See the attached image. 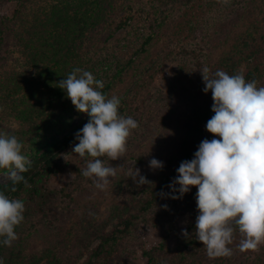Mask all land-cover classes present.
<instances>
[{
	"label": "trees",
	"instance_id": "1",
	"mask_svg": "<svg viewBox=\"0 0 264 264\" xmlns=\"http://www.w3.org/2000/svg\"><path fill=\"white\" fill-rule=\"evenodd\" d=\"M8 1H13L15 6L10 16L0 15V50L6 38H11L22 57L23 69L0 70V106L10 111L13 118L23 125L21 130L6 134L14 135L22 143V154L29 159L45 148L42 157L32 162L28 172L22 173L28 181L27 186L21 183L17 185L16 192H6L10 198L20 199L25 204L24 221L15 229L17 233L35 212L45 209L53 199L54 192L48 187V182L63 169L61 161L53 163V153L75 146L78 143L75 134L89 120L87 115L79 126L57 137L74 117L82 114L58 83L73 69L84 70L83 66L89 60L86 49L95 47L94 34L101 32L108 16L128 0H0V4ZM146 1L154 7L156 26L152 29L155 35L165 33L175 44L202 50L200 69L208 67L212 73L223 70L229 75L242 73L246 81L255 80L258 87L264 86V0H230L227 4L223 0ZM247 15H251L248 20L245 18ZM200 69V78L195 84L201 95L197 102L196 91L190 88L191 81L186 78L185 88H181L180 96L186 94L192 99L188 103L190 107L185 110L187 114L179 122L182 127L177 140L179 152L172 158L168 175L167 166L166 171L163 170L162 174L166 173L167 177L164 176L162 184L177 177L176 170L181 162L194 158L202 140L219 138L206 130L207 121L214 115L213 100L212 95H208L210 91H203L205 85ZM92 74L96 79H102L98 74ZM107 89L105 85L101 91L106 95ZM69 111L74 112L70 114ZM119 112L125 116L122 101ZM72 150L70 154L76 162H86ZM10 186L11 180L0 185V191ZM196 193L197 188L192 187L184 194L188 237L183 235L171 248L163 242L148 249L140 247L145 263L235 264L244 259L241 264H264V252L255 254L250 260L244 258L247 252L239 249L242 236L238 230L229 245L231 256L215 259L207 256L206 248L195 234L198 215ZM99 238L102 242L101 256L96 264H127L125 255L116 256L115 262H112L111 255L118 249L120 241L125 240L126 244L135 241L136 237L128 225L123 231H113ZM0 258L4 264H68L50 250L28 257L16 245H0Z\"/></svg>",
	"mask_w": 264,
	"mask_h": 264
},
{
	"label": "rangeland",
	"instance_id": "2",
	"mask_svg": "<svg viewBox=\"0 0 264 264\" xmlns=\"http://www.w3.org/2000/svg\"><path fill=\"white\" fill-rule=\"evenodd\" d=\"M14 6L13 1L0 4V15L10 16ZM153 10L146 0L126 1L108 16L101 32L94 34L93 50L86 49L89 60L84 70L102 78L108 86L106 96L119 97L125 105V117L135 119L139 127L129 137L123 158L116 161L103 158L117 172L105 190L97 189L92 179L82 175L86 162H76L71 156L74 145L53 153V163L61 161L63 168L48 182L53 199L23 224L17 232L18 239L12 243L28 257L50 250L63 263L96 264L101 256L99 236L123 231L128 225L136 239L127 244L120 241L111 255L112 262L123 254L127 264H146L140 247L148 249L163 242L171 248L183 236L188 222L184 196L171 199L172 182L162 184V180L168 175L173 156L179 152L177 140L182 129L179 122L187 114L185 110L192 99L186 94L181 97V88H185L186 78L191 81L197 102L200 94L195 84L200 78L199 59L204 52L175 44L165 33L155 35ZM250 16L245 18L248 20ZM0 65L1 71L23 69L22 57L11 38H6L0 50ZM86 116L82 113L74 117L57 137L79 126ZM22 125L0 106V133L19 131ZM44 151L45 148L30 160H39ZM153 158L163 162L162 169L149 168ZM166 166L167 175L162 174ZM134 168H139L152 184H135L128 174ZM9 180L7 171H0V185ZM161 192L166 195L161 196ZM261 252L264 244L256 251H247L244 258L250 260Z\"/></svg>",
	"mask_w": 264,
	"mask_h": 264
},
{
	"label": "clouds",
	"instance_id": "3",
	"mask_svg": "<svg viewBox=\"0 0 264 264\" xmlns=\"http://www.w3.org/2000/svg\"><path fill=\"white\" fill-rule=\"evenodd\" d=\"M200 71L203 91H210L213 100L214 115L206 130L219 138L202 140L194 158L181 162L169 187L171 199H181L192 187L197 188L196 239L206 248L207 256L215 259L232 255L229 245L237 230L242 236L241 252L256 251L264 244V86L246 81L242 73H212L208 67ZM104 86L102 80L81 68L73 69L58 83L75 109L89 116L75 134L78 143L72 153L86 159L82 175L100 190L117 174L103 158H123L129 137L139 127L135 119L120 114V98H108L101 91ZM22 148L14 135L0 133V169L6 170L11 180V186L0 191V245L7 247L18 239L15 229L24 221V202L6 195L16 192L19 184H28L22 173L30 170L32 161L22 154ZM163 166L155 158L149 161L152 170ZM128 174L135 184H152L139 168ZM162 207L167 209V205ZM182 234L189 235L186 229ZM0 264H4L2 258Z\"/></svg>",
	"mask_w": 264,
	"mask_h": 264
}]
</instances>
